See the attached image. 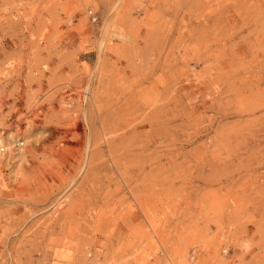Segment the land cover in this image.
I'll return each instance as SVG.
<instances>
[{"label": "rangeland", "instance_id": "rangeland-1", "mask_svg": "<svg viewBox=\"0 0 264 264\" xmlns=\"http://www.w3.org/2000/svg\"><path fill=\"white\" fill-rule=\"evenodd\" d=\"M0 149V264H264V0H0Z\"/></svg>", "mask_w": 264, "mask_h": 264}, {"label": "built area", "instance_id": "built-area-1", "mask_svg": "<svg viewBox=\"0 0 264 264\" xmlns=\"http://www.w3.org/2000/svg\"><path fill=\"white\" fill-rule=\"evenodd\" d=\"M87 15H88V17L90 18L91 21H95L96 20V16L91 11H87Z\"/></svg>", "mask_w": 264, "mask_h": 264}, {"label": "bare ground", "instance_id": "bare-ground-1", "mask_svg": "<svg viewBox=\"0 0 264 264\" xmlns=\"http://www.w3.org/2000/svg\"><path fill=\"white\" fill-rule=\"evenodd\" d=\"M10 144V143H9Z\"/></svg>", "mask_w": 264, "mask_h": 264}]
</instances>
